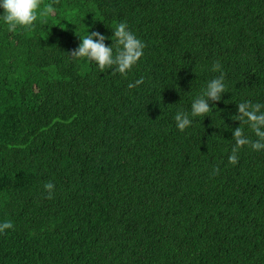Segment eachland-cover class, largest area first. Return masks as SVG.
Wrapping results in <instances>:
<instances>
[{
	"label": "trees",
	"instance_id": "trees-1",
	"mask_svg": "<svg viewBox=\"0 0 264 264\" xmlns=\"http://www.w3.org/2000/svg\"><path fill=\"white\" fill-rule=\"evenodd\" d=\"M39 3L0 20V264H264V149L228 161L236 129L257 139L238 105L264 104V0ZM120 22L145 44L126 75L71 56Z\"/></svg>",
	"mask_w": 264,
	"mask_h": 264
},
{
	"label": "clouds",
	"instance_id": "clouds-1",
	"mask_svg": "<svg viewBox=\"0 0 264 264\" xmlns=\"http://www.w3.org/2000/svg\"><path fill=\"white\" fill-rule=\"evenodd\" d=\"M39 7V0H0V9H2L0 20L7 25L8 31H14L18 27L28 28L33 26L34 21L37 20ZM52 11L51 6L46 9L47 14H51ZM112 30L113 36L111 39L116 45L115 49L113 45L105 43V40L108 38L103 34L98 31H90V34L85 35L83 38L80 37L81 43L71 53V56L77 59H86L94 63L100 71L115 66V71L126 75L127 71L131 70L133 65L142 57L145 44L128 29L124 22L115 24ZM221 69L222 66L219 62L212 65L213 71ZM139 83L141 81H136V84ZM128 86L131 88L135 85L130 83ZM226 87L223 76L208 81L203 93L192 101L190 112L178 111L175 114L176 127L180 131H184L192 124L194 118L208 115L211 112L208 100H219ZM250 103V101L240 103L238 111L243 114L241 119L244 120L257 139L250 141L243 134L241 128L236 129L234 133L235 145L232 148V154L228 157V161L231 164L237 163V152L241 146L250 145L256 151L264 149V130L261 127L264 126V113L258 114V109L264 106V104H252L253 110L250 111L248 108ZM44 189L48 193V198L51 199L54 184L50 181L46 182ZM12 227L13 224L10 220H4L0 222V233Z\"/></svg>",
	"mask_w": 264,
	"mask_h": 264
}]
</instances>
